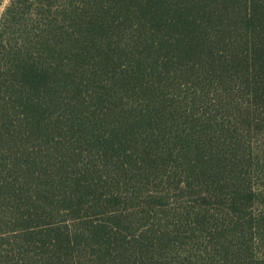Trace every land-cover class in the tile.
<instances>
[{
	"label": "trees",
	"instance_id": "obj_1",
	"mask_svg": "<svg viewBox=\"0 0 264 264\" xmlns=\"http://www.w3.org/2000/svg\"><path fill=\"white\" fill-rule=\"evenodd\" d=\"M264 0H16L0 22V264H264Z\"/></svg>",
	"mask_w": 264,
	"mask_h": 264
},
{
	"label": "rangeland",
	"instance_id": "obj_2",
	"mask_svg": "<svg viewBox=\"0 0 264 264\" xmlns=\"http://www.w3.org/2000/svg\"><path fill=\"white\" fill-rule=\"evenodd\" d=\"M16 0H0V22L4 16L6 9ZM264 159V128L261 130L254 129V159ZM254 186L259 199L256 200L254 206V214H258L264 210V170L263 173L254 172ZM260 253L264 254V242L259 245Z\"/></svg>",
	"mask_w": 264,
	"mask_h": 264
}]
</instances>
